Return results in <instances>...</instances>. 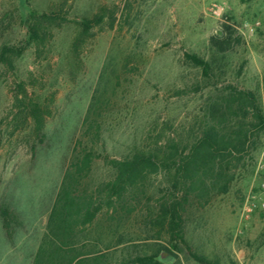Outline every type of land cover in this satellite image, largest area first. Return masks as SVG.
Instances as JSON below:
<instances>
[{
	"label": "rangeland",
	"instance_id": "obj_1",
	"mask_svg": "<svg viewBox=\"0 0 264 264\" xmlns=\"http://www.w3.org/2000/svg\"><path fill=\"white\" fill-rule=\"evenodd\" d=\"M59 1L28 0L22 9L20 0H0V47L25 44L28 9ZM102 7L116 12V26L97 32L71 64L77 21ZM63 12L66 22L53 30L45 57L25 46L13 71L0 68V204L12 213L7 230L0 217V264H32L36 252L23 245L41 242L92 102L105 99L106 111L101 139L92 145L91 183L109 179L106 162L136 146L188 141L227 85L255 92L264 110V0H67ZM228 27L231 48L217 53L210 38L226 37ZM185 53L211 60L214 77L186 62ZM21 81L32 98L55 94L43 136L31 121L14 129ZM167 187L164 174L150 178L125 240L110 249L114 259L158 252L160 264H199L191 251L219 264H264V130L226 194L201 209L186 207L185 243L171 242L150 224Z\"/></svg>",
	"mask_w": 264,
	"mask_h": 264
},
{
	"label": "trees",
	"instance_id": "obj_2",
	"mask_svg": "<svg viewBox=\"0 0 264 264\" xmlns=\"http://www.w3.org/2000/svg\"><path fill=\"white\" fill-rule=\"evenodd\" d=\"M26 1L20 0L22 9ZM66 2L61 0L42 11L29 8L23 18L25 44L2 45L0 68L13 71L25 46H32L36 57H45L53 30L66 22ZM116 24V12L106 7L77 21L69 45L71 64L79 63L83 49L97 32L112 30ZM227 29L226 37L210 38L217 53L231 48ZM233 41L239 43L238 38ZM184 59L201 68L205 77H214L211 60L194 53H185ZM27 86L21 81L18 89L22 96L13 99L14 129L31 121L35 135L43 136L46 120L52 117L55 94L32 98ZM185 92L177 90L176 95ZM105 103L103 98L92 102L83 120L81 139L75 144L79 151L64 173L32 264H160L158 252L114 259L110 251L125 240L128 219L147 197L150 178L162 173L168 182L165 196L150 214V224L158 234L167 232L171 242L185 243L182 234L186 207L201 209L214 196L226 194L236 170L244 165L264 130V110L255 92L227 85L220 98L208 105L199 130L188 141L170 137L162 145L156 142L153 147L136 146L128 155L106 162L109 179L91 183L87 179L97 157L92 145L101 139ZM85 140L91 146L84 145ZM10 216V210L0 204L6 230ZM190 256L199 264H219L191 251Z\"/></svg>",
	"mask_w": 264,
	"mask_h": 264
},
{
	"label": "crops",
	"instance_id": "obj_3",
	"mask_svg": "<svg viewBox=\"0 0 264 264\" xmlns=\"http://www.w3.org/2000/svg\"><path fill=\"white\" fill-rule=\"evenodd\" d=\"M39 244H40L39 243V240L36 239L34 241V243L30 240L27 244H24L23 246L24 247H30V249L32 248L31 251H30V253H34V252L37 251ZM16 245H19V244H16Z\"/></svg>",
	"mask_w": 264,
	"mask_h": 264
},
{
	"label": "water",
	"instance_id": "obj_4",
	"mask_svg": "<svg viewBox=\"0 0 264 264\" xmlns=\"http://www.w3.org/2000/svg\"><path fill=\"white\" fill-rule=\"evenodd\" d=\"M161 258L163 259L164 257H163V256H161Z\"/></svg>",
	"mask_w": 264,
	"mask_h": 264
}]
</instances>
